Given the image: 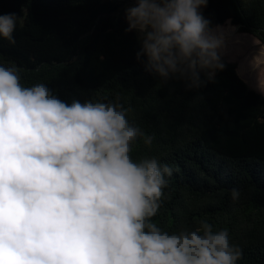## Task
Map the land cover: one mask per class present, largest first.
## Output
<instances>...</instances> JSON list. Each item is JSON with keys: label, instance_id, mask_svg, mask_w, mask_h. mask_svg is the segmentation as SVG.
<instances>
[{"label": "clouds", "instance_id": "9594fccd", "mask_svg": "<svg viewBox=\"0 0 264 264\" xmlns=\"http://www.w3.org/2000/svg\"><path fill=\"white\" fill-rule=\"evenodd\" d=\"M208 0H136L128 28L137 60L162 80L189 88L225 65V34L200 11ZM19 17L0 15V37L14 44ZM118 99V98H117ZM120 103L61 100L43 83L25 87L0 65V264H236L242 250L207 220L193 231L153 222L173 169L135 162L133 144L153 137ZM232 198L239 197L237 189Z\"/></svg>", "mask_w": 264, "mask_h": 264}, {"label": "trees", "instance_id": "16d2710c", "mask_svg": "<svg viewBox=\"0 0 264 264\" xmlns=\"http://www.w3.org/2000/svg\"><path fill=\"white\" fill-rule=\"evenodd\" d=\"M129 3L0 0V15L19 17L15 43L0 37V65L15 66L23 86L43 83L69 104H122L129 122L153 137L150 145L134 142L132 159L173 169L153 222L179 233L207 220L242 250L236 264H264V95L224 57L225 68L211 80L201 71L194 88L146 70L138 33L126 31ZM203 8L211 26L230 23L264 47V0H208Z\"/></svg>", "mask_w": 264, "mask_h": 264}, {"label": "rangeland", "instance_id": "374dc122", "mask_svg": "<svg viewBox=\"0 0 264 264\" xmlns=\"http://www.w3.org/2000/svg\"><path fill=\"white\" fill-rule=\"evenodd\" d=\"M136 0H131L128 8L135 6ZM127 8V9H128ZM204 9V8H202ZM201 9V10H202ZM200 10V11H201ZM225 36L222 57L238 64L239 75L255 90L264 95V47L257 38L239 33L237 27L228 23L221 26Z\"/></svg>", "mask_w": 264, "mask_h": 264}]
</instances>
